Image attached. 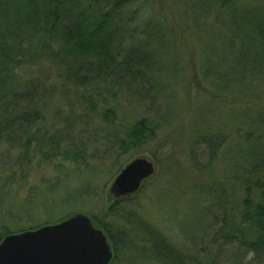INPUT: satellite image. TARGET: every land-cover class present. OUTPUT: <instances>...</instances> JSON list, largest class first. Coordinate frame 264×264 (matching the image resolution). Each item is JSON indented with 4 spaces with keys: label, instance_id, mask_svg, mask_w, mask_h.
I'll return each instance as SVG.
<instances>
[{
    "label": "rangeland",
    "instance_id": "374dc122",
    "mask_svg": "<svg viewBox=\"0 0 264 264\" xmlns=\"http://www.w3.org/2000/svg\"><path fill=\"white\" fill-rule=\"evenodd\" d=\"M125 18L128 32L130 24L141 30L143 47L159 50L164 70L148 82L119 72L78 90L52 60L19 66L21 82L43 83L40 104H47L27 133L0 139V231L84 213L100 219L95 225L112 246L101 220L124 234L126 247H113L110 264H178L147 227L193 264H264L246 219L261 191L253 186L248 195L237 178L245 167L255 171L252 181L264 179L263 163H247L256 139L264 147V77L247 79L255 88L237 96L217 75L235 79L241 55L264 56V0H136ZM142 118L154 136L128 144ZM209 131V141H198ZM137 158L151 161L153 174L133 193L114 192L120 171Z\"/></svg>",
    "mask_w": 264,
    "mask_h": 264
},
{
    "label": "trees",
    "instance_id": "16d2710c",
    "mask_svg": "<svg viewBox=\"0 0 264 264\" xmlns=\"http://www.w3.org/2000/svg\"><path fill=\"white\" fill-rule=\"evenodd\" d=\"M133 1L136 0H0V139L7 132L15 135L18 132L27 133L31 125L41 119L40 106L47 104H40L45 99V88H42L40 79L28 83L20 81L18 68L25 62L33 65L41 58L52 60L53 64L64 67L65 80L72 81L73 88L78 90L89 85L95 78L105 81L114 73L121 72L137 82H148L152 73L163 72L164 67L158 61L159 50L143 47L141 39H138L141 30L137 31L131 24V31H127L129 20L126 21L125 15L127 16L128 6ZM120 45L126 49L125 54L117 49ZM241 56L236 61L237 67L232 69L237 73L235 79L227 74H217L222 77L223 82L226 80L223 84L219 83L223 90L235 92L237 96L255 88L247 79L250 78L253 82L264 77V56L253 54L250 57L246 55L243 59ZM235 83L236 88L231 89ZM33 102H36L35 107L30 104ZM153 134L154 129L148 125L146 118H142L128 132V144L143 146L147 137ZM211 134L210 131L205 133L198 141H209ZM5 138L11 143L16 141L10 135ZM251 139L254 138L251 136ZM256 140L259 146L248 151V168L249 163L255 161L254 166L258 168L260 163L264 165V147L260 139ZM223 142L221 139L212 144L215 152ZM253 174L254 170L244 167L237 178L247 185L248 195L253 186L261 191V202L254 211L246 213V219L249 221L248 230L256 236V241L249 244L264 249V179L252 181ZM71 215L62 217L59 221ZM94 220L99 223L100 219ZM101 223L115 249L120 248V245L126 247L124 234L113 235L103 220ZM43 225L14 229L5 226V230L0 231V242L10 233L36 229ZM147 231L159 242L156 247L165 252L167 261L193 264L192 259L181 256L164 236L150 227H147Z\"/></svg>",
    "mask_w": 264,
    "mask_h": 264
},
{
    "label": "water",
    "instance_id": "95a60500",
    "mask_svg": "<svg viewBox=\"0 0 264 264\" xmlns=\"http://www.w3.org/2000/svg\"><path fill=\"white\" fill-rule=\"evenodd\" d=\"M154 172V164L137 158L116 177L113 191L135 192ZM114 251L108 236L87 214L54 224L10 233L0 242V264H110Z\"/></svg>",
    "mask_w": 264,
    "mask_h": 264
},
{
    "label": "flooded vegetation",
    "instance_id": "af4514ba",
    "mask_svg": "<svg viewBox=\"0 0 264 264\" xmlns=\"http://www.w3.org/2000/svg\"><path fill=\"white\" fill-rule=\"evenodd\" d=\"M94 221V220H93ZM94 223H95V221H94ZM114 251V250H113ZM114 255H115V253H114ZM113 259H114V256H113ZM113 261V260H112Z\"/></svg>",
    "mask_w": 264,
    "mask_h": 264
}]
</instances>
